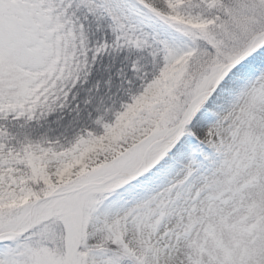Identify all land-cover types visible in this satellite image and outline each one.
Wrapping results in <instances>:
<instances>
[{
	"label": "snow or ice",
	"instance_id": "obj_1",
	"mask_svg": "<svg viewBox=\"0 0 264 264\" xmlns=\"http://www.w3.org/2000/svg\"><path fill=\"white\" fill-rule=\"evenodd\" d=\"M0 264H264V0H0Z\"/></svg>",
	"mask_w": 264,
	"mask_h": 264
}]
</instances>
